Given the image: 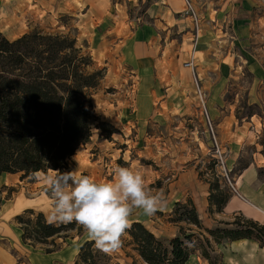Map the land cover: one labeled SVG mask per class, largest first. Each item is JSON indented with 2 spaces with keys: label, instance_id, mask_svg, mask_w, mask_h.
<instances>
[{
  "label": "rangeland",
  "instance_id": "1",
  "mask_svg": "<svg viewBox=\"0 0 264 264\" xmlns=\"http://www.w3.org/2000/svg\"><path fill=\"white\" fill-rule=\"evenodd\" d=\"M46 1L20 0L16 5L15 0H0V30L11 39L34 30L42 33L69 35L77 40L78 47L83 49L84 54L91 57V70L104 71V79L100 86L92 91L94 113L97 118L92 138L90 143L82 145L72 161H69L74 174L88 175L97 182H107L113 178V169L116 166L139 170L150 189L163 190L167 203L162 211H158L151 217L145 216L140 211L135 212L130 217L131 227L136 223V220H145L143 224L148 229L160 226L157 228L158 232H155V236L164 243H168L173 239L167 241L162 239L159 231L169 226H183L182 229L186 234H195L192 242L198 250L201 248L200 243L209 239L215 251L214 257H217L218 264H222L219 252L221 246L214 242L205 229L199 230L186 222H175L174 220L177 218L174 214L176 204L173 203L179 201L185 205L190 201L188 195H185L188 187L178 186L176 183L180 174L186 170H193L194 175L201 183L210 186V190L207 191L209 192L208 203L211 184L218 180L230 195L237 194L218 176L215 168L212 158V140L202 113L204 103L217 126V137L221 132H230L233 127L241 128L243 124L245 126L243 133L250 136V125L247 123L253 121L261 132V139L257 142L264 145V59L259 55L260 51L257 49L259 46L255 42L257 39L254 34H252L254 42H249L248 38L246 41L240 37L242 33L239 28L237 29L236 23H227L226 31L231 36V42L222 43V33H219L220 41L215 44L217 51L213 55L214 60L211 64L214 71L203 80L199 76L196 80L193 74L189 80L187 79L184 73L185 63H188L190 58L186 61L182 60L181 71L176 70L174 62H161L158 66L159 70L165 71L169 68L171 72L170 77L158 75L164 88H177L178 84L182 83L185 96H183L182 104L179 107L170 108L162 100H174L177 94L174 95L172 90L167 92V89H163V93H167V97L162 100L157 96L154 98L155 105L150 113L151 121L146 123L141 122L139 113V103L146 93L140 90L141 85L138 88L139 75H135L128 67L123 50L125 44L121 43L122 40L132 37L134 31L143 30L145 22H70V17L57 13L58 11L54 13V19H52L53 17L48 18L45 13L47 10ZM123 1L128 2L127 11L130 19H137L144 14L145 6L152 0H146L145 4H143L144 0H131L130 3L128 0H118L119 3ZM55 3L56 10L62 8L63 0H56ZM75 3L81 4V0H76ZM33 4H38L42 10L40 16L30 14L29 10ZM199 33L201 32L195 26V38L192 41L193 53L198 47ZM176 44L178 43H173L168 47L167 56L173 51ZM190 45L187 43L185 50ZM172 57L175 59L174 56ZM199 60L201 61L200 57ZM186 70L191 73L192 71L196 72L195 69L187 68ZM187 82L191 88L186 91ZM176 103L178 105V98ZM111 128L115 130L112 139L101 137L102 129L106 130V135L112 130ZM218 141L221 140L218 139ZM250 141L253 142L252 139ZM224 143L225 141L220 144L226 147ZM225 147L224 149L229 153L230 151ZM255 150L254 146L245 147L240 165L238 168L230 170L233 184H236L239 171L250 164L253 158L252 153ZM56 174L53 171H49L47 174L40 173L39 180L35 176L22 179V175L19 174L16 180L11 181L7 179L10 176L1 175L0 191H2L3 205L0 207V220L16 229L20 228L13 214L17 210L16 201L24 196L27 199L38 200L39 208L47 211L49 205H52L53 198L50 191L45 188L47 185L45 182L48 176H56ZM201 183H199V187L192 190L197 202L204 196ZM28 184L35 186L30 191H22L21 187H29ZM171 205L174 206L173 209H171ZM207 215L208 219H205L204 222L208 229L222 227L221 224H214L216 223L214 211H207ZM171 216L173 218H170ZM238 217L243 216H234L231 222ZM68 236L67 239L56 240L55 250L61 247L64 250L63 257L56 258L54 264H75L79 254L76 252L77 249L84 242L89 241L87 234L78 224H76V231L69 233ZM179 236L182 234L180 233ZM130 242H132L130 236L126 233L120 249L109 253L113 258V264H145L130 246ZM48 248L54 249L51 245H36L30 247L27 251L29 253L25 254V250H22L23 257L19 263L33 264V257L44 256ZM251 253L254 258L264 260V253L257 257L254 252Z\"/></svg>",
  "mask_w": 264,
  "mask_h": 264
},
{
  "label": "trees",
  "instance_id": "2",
  "mask_svg": "<svg viewBox=\"0 0 264 264\" xmlns=\"http://www.w3.org/2000/svg\"><path fill=\"white\" fill-rule=\"evenodd\" d=\"M92 59L69 35L42 33L34 30L10 40L0 32V176L21 174L22 179L36 173L57 175L74 170L69 165L82 145H87L97 123L92 91L104 79V71L91 70ZM105 127V125H103ZM112 130L101 137L112 139ZM56 170H59L57 172ZM264 180V169L259 171ZM219 180L211 184L210 212L221 213L230 197ZM3 205L0 191V207ZM175 222H186L205 229L217 245L254 240L264 247V226L238 217L232 223L204 228L192 201L177 203ZM34 217V218H33ZM22 241L31 246L51 245L47 254L55 252L57 239H67L76 231V223L49 224L45 216L27 210L17 216ZM81 233V232H80ZM130 246L145 264H186L200 255L209 264H218L209 239L198 250L192 242L194 233L181 231L164 243L143 223L136 222L126 230ZM109 253L101 252L93 241L85 242L76 264H113Z\"/></svg>",
  "mask_w": 264,
  "mask_h": 264
},
{
  "label": "crops",
  "instance_id": "3",
  "mask_svg": "<svg viewBox=\"0 0 264 264\" xmlns=\"http://www.w3.org/2000/svg\"><path fill=\"white\" fill-rule=\"evenodd\" d=\"M19 1L15 0V4L18 5ZM75 1L63 0L62 8H57L56 10V0H47V10L45 13L48 18L53 17L52 19H54V13L58 11L57 13L70 17V22H145L143 30L134 31L132 37L121 41V43L125 44L123 50L128 67L131 68L135 75H139L140 82L138 83V88L141 85L140 90L146 93L141 103H139L141 122L147 123L151 121L150 113L155 105L154 98L157 96L162 100L167 97V93H163V89H167V92L172 90L174 95L177 94L174 100H162L170 108L179 107L182 104L183 96H185L182 83H179L177 88H164L158 75L162 74L170 77L171 72L169 68L165 71L159 70V64L167 61L174 62L176 70L181 71L180 63L182 60L186 61L190 58L188 62H193L194 68L186 67V69H195L196 72L192 71L191 73L185 69L184 73L187 79L189 80L193 75L196 80L198 76L201 80L207 78L214 71L211 64L214 60L213 55L217 51L215 44L220 41L219 33H222V43L228 44L231 42V36L226 31L227 23H236L237 29L239 28L242 33L240 37L246 41L248 38L249 42H254V38L252 37V34H254L257 39L255 42L259 46L257 48L260 51L259 55L264 59V0H193L196 17L192 13H186L184 0H152L145 6L144 14L137 19H130L127 11L128 2L126 1L119 3L118 0H81V4L75 3ZM128 1L130 3L131 0ZM145 1L143 4L146 3ZM40 11L42 12L38 4H33L29 10L30 14H36L37 16L41 15ZM200 22L201 25H199ZM195 26L201 33H199V40L197 42L198 47L195 53H193L192 41L195 38ZM0 32L10 40H15L27 33H22L11 39L2 30ZM191 37L192 39H190ZM173 43L178 44L174 46L173 51L167 56L168 47ZM187 43L191 45L185 50ZM156 79L159 80L157 81ZM144 81L145 83L143 84ZM188 84L187 82L186 91L188 88H191ZM177 98L178 105L176 103ZM247 124L250 125V136H246L243 133V130H245L244 124L241 128L233 127L230 132L223 131L218 136V139L221 140L220 143L225 141L226 147H224L230 151L227 162L230 170L236 169L240 165L245 147L254 146L256 150L252 153L253 158L250 164L239 171L236 179L237 194L230 197L228 204L221 213L215 207L213 208L216 216V223L214 224L232 223L231 219L234 216H243L264 226V180L259 176V171L264 169V145L257 142L259 140H257L256 136L257 134L261 136V132L254 122L252 121ZM219 128L220 125L218 126ZM251 139L253 142L250 141ZM7 176L16 175L7 174ZM176 183H178V186L188 187L185 195H188L190 201L195 205L204 228L208 229L204 221L208 219L207 211H210L207 199L209 194L207 191L210 190V186L201 183L198 177L194 175L193 170L182 172ZM199 183L203 186L202 195L204 196L202 199L199 198L197 202L192 190L199 187ZM28 185L30 186L21 187V190L30 191L35 186L34 184ZM45 188L48 190L47 185ZM177 203L179 201H175L173 204ZM15 206L17 207V210L13 214L15 215V220L17 216L27 210H32L35 213L43 215L46 211L43 208H39L38 200L27 199L25 196L20 197L16 201ZM50 207L51 205H49ZM172 207L174 206L171 205V209H173ZM170 218H173V216ZM136 222L143 223L145 220H136ZM182 227L179 225L169 226L168 228L161 229L159 234L166 241L174 239L180 235L183 230ZM157 228H160V226L156 228L150 227L149 229L156 235L155 232H158ZM82 245L76 252H80ZM220 246L219 252L222 264H264V260L252 256L253 253L251 252H254L255 257L264 253V247L254 240L227 242ZM30 247L32 246L23 243L22 230L19 227L16 229L12 225L0 220V264H21L19 263L23 257L21 251L25 250V254L29 253L27 251ZM63 250L61 247L51 254L46 253L44 256H40V258L34 256L33 264H54L56 258L63 257ZM186 264H209V262L198 254L193 255Z\"/></svg>",
  "mask_w": 264,
  "mask_h": 264
},
{
  "label": "clouds",
  "instance_id": "4",
  "mask_svg": "<svg viewBox=\"0 0 264 264\" xmlns=\"http://www.w3.org/2000/svg\"><path fill=\"white\" fill-rule=\"evenodd\" d=\"M34 176L37 180L41 178L39 173ZM46 180L53 198L44 214L46 222H75L95 248L105 253L120 249L135 212L151 217L166 206L163 190L150 189L141 172L130 167H114L113 178L107 182H97L72 171L48 176Z\"/></svg>",
  "mask_w": 264,
  "mask_h": 264
},
{
  "label": "built area",
  "instance_id": "5",
  "mask_svg": "<svg viewBox=\"0 0 264 264\" xmlns=\"http://www.w3.org/2000/svg\"><path fill=\"white\" fill-rule=\"evenodd\" d=\"M185 6H186V13H192L194 17H196V12H195V6L193 4V0H184ZM186 67L188 68H194L193 62H188L186 63ZM202 113L204 114L205 120H206V126L207 130L210 133L211 140H212V150H213V162L215 164V168L218 172V176L221 177V179L224 180V182L231 188L233 189L234 193H237L236 189V184H233V180L230 177V169L227 165L228 162V153L224 149V147L220 144L218 141L217 137V132H216V126L214 121L212 120L205 103L203 104L202 107ZM257 140L261 139L260 134H257L256 136Z\"/></svg>",
  "mask_w": 264,
  "mask_h": 264
},
{
  "label": "bare ground",
  "instance_id": "6",
  "mask_svg": "<svg viewBox=\"0 0 264 264\" xmlns=\"http://www.w3.org/2000/svg\"><path fill=\"white\" fill-rule=\"evenodd\" d=\"M81 147V146H80ZM73 157H75V155L73 156ZM18 175H16V176H10V177H8L7 179H8V181H11V180H16V177H17Z\"/></svg>",
  "mask_w": 264,
  "mask_h": 264
}]
</instances>
